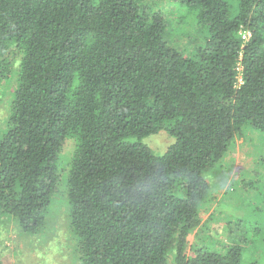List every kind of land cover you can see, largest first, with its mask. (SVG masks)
Instances as JSON below:
<instances>
[{"label":"trees","instance_id":"1","mask_svg":"<svg viewBox=\"0 0 264 264\" xmlns=\"http://www.w3.org/2000/svg\"><path fill=\"white\" fill-rule=\"evenodd\" d=\"M161 1L0 0V217L38 233L66 183L81 264H258L264 230L244 220L228 240L190 238L211 175L264 132V0H178L207 30L190 53ZM161 130L174 142L155 154L142 139Z\"/></svg>","mask_w":264,"mask_h":264},{"label":"rangeland","instance_id":"2","mask_svg":"<svg viewBox=\"0 0 264 264\" xmlns=\"http://www.w3.org/2000/svg\"><path fill=\"white\" fill-rule=\"evenodd\" d=\"M155 9L166 16L167 39L172 46L190 53L202 43L207 30L197 22L199 9L178 0H163ZM6 91L0 100V132L5 128L13 88ZM250 131L249 137L236 141L217 170L220 173L211 175L210 183L221 186L215 191L212 205L202 212L201 224L193 231L190 243H201L206 236L228 240V223L235 227L236 220L264 230V132ZM142 142L155 154H163L174 138L161 130L144 137ZM237 178L244 179L247 185L234 180ZM65 185L62 183L54 193L46 223L36 234L24 233L15 220L0 217V264H81L78 241L70 226L71 206ZM244 230L248 233L249 227ZM256 234L258 241L248 246L251 250L248 256L245 253L258 264H264V231Z\"/></svg>","mask_w":264,"mask_h":264},{"label":"built area","instance_id":"3","mask_svg":"<svg viewBox=\"0 0 264 264\" xmlns=\"http://www.w3.org/2000/svg\"><path fill=\"white\" fill-rule=\"evenodd\" d=\"M241 33H242L243 37H244L246 40L249 39V37H250V32L244 30V31H242ZM237 69H238V72H239V73H238V76H237V78H238V84H240V83L243 82V77H242V74H241V71H242L241 63L238 64Z\"/></svg>","mask_w":264,"mask_h":264}]
</instances>
